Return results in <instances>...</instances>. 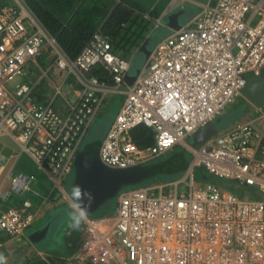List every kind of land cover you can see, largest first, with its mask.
I'll return each mask as SVG.
<instances>
[{
	"label": "built area",
	"instance_id": "built-area-1",
	"mask_svg": "<svg viewBox=\"0 0 264 264\" xmlns=\"http://www.w3.org/2000/svg\"><path fill=\"white\" fill-rule=\"evenodd\" d=\"M97 68L112 76L113 86L90 75ZM127 70L102 32L71 60L24 0H0V137L13 139L65 198L63 182L91 122L107 96L124 87ZM263 75L264 0H210L159 42L122 91L123 105L99 158L110 169L126 170L184 146L192 159L180 178L122 194L113 215L87 216L71 263L264 264V106L249 104L248 117L193 145L196 134L241 98L246 83ZM44 79L54 92L41 98ZM75 80L83 88L72 101L65 84ZM140 128L149 131L151 145L136 143ZM198 169L214 181L200 183ZM5 180L4 200L24 201L2 212L0 232L23 239L39 217L29 199L37 196L36 178L9 173Z\"/></svg>",
	"mask_w": 264,
	"mask_h": 264
},
{
	"label": "trees",
	"instance_id": "trees-1",
	"mask_svg": "<svg viewBox=\"0 0 264 264\" xmlns=\"http://www.w3.org/2000/svg\"><path fill=\"white\" fill-rule=\"evenodd\" d=\"M24 1L36 15V17L44 26V28L49 32V34L56 39L61 49L71 60H75L78 57V55L82 52V50L91 40L94 33H96L97 31H100L103 34L105 33L106 35H104L111 41L114 48L116 47L119 50H127L128 53H131L130 49L133 45L129 49H126V45L130 43L129 39L132 38L129 37V35H131V32L129 31V29H127V26L128 24H133L134 19L132 20V18L134 14L131 10L127 8L126 5L130 7L132 6L135 9L138 8L128 0H120V2H118V0ZM90 75L98 78L100 82L106 84H108L110 79L113 81L112 76L104 68H97L93 70ZM135 141L140 147H143L145 145H151V143L153 142L149 131L145 128L138 129L137 134H135ZM180 149V147H176L172 151L168 152L166 155H169L170 153L172 154L173 152L180 153ZM179 158L180 162H178L177 160L170 161L161 158L151 164H157L161 162L164 163L167 169V173L164 174V176L169 175L168 177L172 178L174 174H178L179 172L183 173L187 169L191 161L188 157L184 159L182 155H179ZM156 181H158V179L152 178L148 182L142 183L140 185ZM221 184L224 183L221 182ZM16 198L20 197L14 196L10 199L15 200ZM10 199L4 201L6 206L5 210L15 206L14 203H10ZM114 199L115 198H111L107 200L101 206V208L106 209V211H102L101 215L98 214V209L93 214L87 216L89 218H101L106 215H113L115 210L113 205ZM108 205L111 207V210L108 208ZM68 208L70 207L68 205H65L55 210V213L61 216L54 223H52L53 221L51 220V228L47 236L43 240L45 241L44 246L48 247L49 249L51 248V246L54 247L55 243H62L63 246L65 245V249L63 250L65 256H71L73 252L79 249V230L82 228V225L79 230H74L71 228L72 230L70 235H72V237L70 239H73V242H71V244L70 242H68L69 240L64 237L61 240L59 239V237L61 236V224L58 225L57 222L63 221L64 223H66L64 215L66 214V211H68ZM43 241H41L39 244L43 243Z\"/></svg>",
	"mask_w": 264,
	"mask_h": 264
},
{
	"label": "rangeland",
	"instance_id": "rangeland-1",
	"mask_svg": "<svg viewBox=\"0 0 264 264\" xmlns=\"http://www.w3.org/2000/svg\"><path fill=\"white\" fill-rule=\"evenodd\" d=\"M134 1V0H133ZM141 5L143 6V8L146 10L145 13H149L152 9L153 6L156 5L157 7L162 6L164 4L165 0H138ZM192 2V7L194 6L193 3H195L193 0H190ZM162 2V3H161ZM197 9H192V10H188L186 14H184L183 16L180 17L179 19V24L180 26H185V24L187 22H189V20H191L192 18H194L197 14ZM147 20V19H144ZM146 23V21H143ZM148 27V24H147ZM144 30H140V28H136L134 29V31L131 33L134 35V33L136 35H139L140 33L142 34ZM167 35V33L165 32V29L161 26V25H157L154 28V31L152 33V36L150 37L149 43H148V49H153L157 43L159 42L160 39H162L163 37H165ZM131 58V57H130ZM145 60H146V56L145 54H143L142 52L137 54L136 57L134 58V62L131 65L129 71H128V75L133 77L137 75L138 70H141L142 67L145 65ZM129 61V60H128ZM50 62H48L47 65H49ZM31 67H35L34 65H31ZM44 81H46V79H44ZM125 90L124 87L119 88L118 92L115 93H110L109 98H108V102L104 103L101 106V109L99 111V113L97 114V116L95 117V119L92 121L90 128L87 132V134L85 135V138L83 140V145H82V149H84V147L87 144L90 143H101L104 139H105V135L107 133V131L109 130L111 121L115 118V116L120 112L121 107L123 105V101H124V95L122 94V91ZM62 102V98H58L57 99V104H60ZM247 105H249L242 97L240 99H238L236 101V103L229 107L226 111V113L221 116L217 122H216V127L218 129V131L225 129L227 126L230 125V122L233 121H238L240 119H242L243 117H248L251 114V109H249V107H247ZM191 141V140H190ZM14 147H15V151H14ZM180 147V153L178 152H173L172 154L170 153L169 155H164L162 157H160L159 159L163 158V159H167V160H177L178 162H180V158L179 155H182L184 159H186L187 157L190 158V160L192 159V154L184 147V146H177ZM176 148V147H175ZM174 148V149H175ZM186 156V157H185ZM181 157V156H180ZM16 160V169L15 171L19 172H28L31 173L33 175H35L36 181L35 184L33 185V189L41 194L43 193H49V192H53V184H51L50 180L47 178V175L41 171L37 165L33 162L32 158L27 155L26 153L22 152L21 148H19L17 145H13L11 143V140H7L6 138H2L0 137V168H4V167H10L12 165V161ZM185 172V171H184ZM184 172H179L178 174H174L172 178L167 176H164V174H160L158 176L155 177V179H158V181H171L174 179H178L181 176H183ZM75 171L70 175H68L66 177V179L63 182V187L65 189V191L70 195L72 189L74 188V184H75ZM6 174V173H5ZM4 174V175H5ZM3 175V178H4ZM196 179L200 182V183H204L207 181H213V179H209L207 178V173L205 169H198L196 171ZM3 180V179H2ZM149 180L145 181L148 182ZM143 182V183H145ZM0 184H1V177H0ZM142 184V183H141ZM148 184H144V185H140V184H130L127 186H124L121 191L118 193V195L115 197L114 201V213L117 209L118 206V201H119V197L128 192L129 190L132 189H139L145 185H149ZM223 185V184H222ZM6 190H4V188L0 187V215L2 214V212L6 211L5 208V203H4V197H5V193L9 191V189L7 190L8 186L5 187ZM65 192V193H66ZM59 193L58 190H56V195ZM59 200V199H57ZM64 200V199H63ZM66 202V201H63ZM70 202V201H69ZM109 204V203H108ZM99 207L96 211L98 212L99 215H101L102 211H106L105 208H101ZM108 208L111 210V207L108 205ZM112 210V211H113ZM95 211V212H96ZM113 213V214H114ZM66 217H69L68 215ZM53 218L51 216V214H49V216L47 217V220ZM46 221L43 222H39L37 224H33L25 233V240H27L28 243H33L32 245H34L33 242V236L35 235V233L37 231L40 230V228L42 227L43 223H46ZM58 225H60V234L61 236L59 237V239H62L63 237H65L66 231L71 230L70 225V220L66 221V223H64L63 221L61 222H57ZM41 231V230H40ZM79 238L81 239L82 237V228L79 230ZM72 237V235H70L68 237V242H73V239H70ZM0 238H1V234H0ZM23 239H14L11 238L10 236L7 238H2L1 243L3 244H8V247L3 249V252L5 254H14V252L12 251L13 248H11V246H20L21 243H23ZM81 243V240H80ZM35 245H38V242L35 243ZM34 245V246H35ZM23 246V245H21ZM40 248V247H39ZM43 250L47 251V255H45L44 258L41 257H35L31 260H27L25 262V264H72L70 259H73L71 257H67L64 255V249H65V245L63 246L62 243H55L54 247L51 246V248L49 249L48 247L44 246V248H42ZM2 253L1 248H0V254ZM25 254V252L23 253ZM30 255V254H29ZM28 257V256H27ZM31 257V256H29ZM13 258H11L9 261V259H6V264H11V262L14 260H12ZM75 260V259H74ZM75 262V261H74Z\"/></svg>",
	"mask_w": 264,
	"mask_h": 264
},
{
	"label": "crops",
	"instance_id": "crops-1",
	"mask_svg": "<svg viewBox=\"0 0 264 264\" xmlns=\"http://www.w3.org/2000/svg\"><path fill=\"white\" fill-rule=\"evenodd\" d=\"M128 1L131 2L132 4H134L138 8L136 10H138L139 12H141V13H145L146 12V10L143 8V6L141 5V3L138 0H134V1L133 0H128ZM193 4H194V6L192 7V2L190 0H165L164 1V4L162 6H159V7H157L156 5L153 6V9L149 12V14L151 16V20H144L142 17L136 15L133 12V14H134V16L132 18V20L134 19L133 20V24L132 25L128 24L127 29H129V31L132 33L134 31V29L140 28V30H144L143 33L142 34L140 33L139 35H136L135 33L133 35V34L130 33L131 35H129V37H132V38L129 39V42L130 43H128L126 45V49H129L133 45L131 47V49H130V52L131 53H128L127 50H119L116 47L114 48L115 49V54L118 57H120L124 62H126L128 64V70L126 72V75L128 77H130L128 75V71H129V69L131 67L130 64H132L134 62V58L136 57V55L139 54V53H141V48L146 44V42L148 40H150V37L152 36V33L154 31V28L157 25H161L165 29V32L167 33V35L165 37H163L162 39L159 40V42H161L162 40H164L169 35H171V34H173L175 32V30H173L174 29L173 26H175V22L174 21L169 22V23H172L173 24V26H169L168 25V20L169 21H170V19L171 20H174L176 14H179L181 12H183V13L185 12V14H186L188 10H192V9H197L196 10L197 11V14L201 12V9H202V6L203 5L198 4L196 2L193 3ZM197 14H196V16H197ZM194 18H192L191 20H189V22H187V23H190ZM143 21H146V23L143 22ZM147 24H148V27H147ZM176 24H177V22H176ZM131 43H133V44H131ZM146 59H147V57H146ZM146 61L147 60H145V62ZM39 76H40V74L39 73H36L34 76H32V80H35ZM52 78L53 79H56V76H54ZM50 84L51 83H49L47 81L42 82L41 86H39V88L37 90V96H39L41 98L44 95H50V96H52L53 95V92H54V89L52 87V90H51V88H50L51 85ZM53 84L56 85V86H59L56 82L53 83ZM65 85L68 86L71 89L70 90V95H68V99L69 100H72V101L76 100L78 96L75 93L76 92H79L80 90H82L83 87L80 84H77L76 83V80L74 82H72L71 84L69 82H67ZM107 85L113 86V81L110 79ZM131 85L132 84H130V82L128 81V82H126V84H124V88H127V86H131ZM109 95L107 96V98L105 97L106 99L104 100L103 104L106 103V102H108ZM124 99H125V97H124ZM249 106L250 105H247V107H249ZM57 107L60 108L61 107V104H57ZM59 108H58V110H59ZM100 109H99V111H100ZM62 111H64V109ZM99 111H98V113H99ZM97 114L95 115V117L97 116ZM116 116H115V118H116ZM95 117L93 118V120L95 119ZM115 118L111 121V124H110L109 129L111 128L112 124L114 123ZM234 122H236V120L235 121L232 120V122H230V124L231 123H234ZM222 130H220V131H222ZM108 132H109V130L107 131V133L105 135V138H106ZM3 137L6 138L9 141L11 140V143L14 146L17 145V143L13 139L9 138L8 136H2V138ZM103 141L101 142V145H102ZM14 151H15V147H14ZM12 162L13 163H12V165L10 167H7V168L6 167H4V168L2 167V168H0V177H1L0 187L1 188H4V190H6V188H5L6 186H8L7 190L10 189L9 183L5 180L6 176L9 173H12L14 175L19 174V173L31 174V173H28V172H22V171L17 172V171H15V169H16V160H14ZM3 175H4V178H3ZM47 178L50 180L51 184H53V192L41 194V193H39V192H37V191L34 190V192L37 193V196H35L34 194H29V199L31 201H33L32 203L34 205V208H35V210H38V213H39L38 220L35 222V224H37L39 222L46 221L47 220V217L49 216V214H51V216L53 217V218L47 220L46 224L43 223L42 224V227L40 228V230H43L45 228V226L48 223L51 222V220L53 221L52 223H54V222H56L59 219V217L61 215L55 213V210L57 208L62 207V206H65V205H68V206L70 205V202H69L70 201L69 200V196L70 195L65 191L64 187H63V191L66 192V196H68V198H65L64 197V194H63L62 191L58 190V188L57 189L55 188L54 183L52 181V178H50L48 175H47ZM152 183L153 182H151L150 184H152ZM145 186H147V185H145ZM56 190L59 191V193L57 195H56ZM40 197H46V198H48L49 202L44 203L40 199ZM57 199H59V200H57ZM10 200H11V202L9 201L10 203H14V205H15L14 207H21L22 204H23V201H24L23 199H20V198H16L15 200H13V199H10ZM63 201H66V202H63ZM70 210H71V208H68V211H66V214L64 215L66 221H69L70 220L69 217H66L67 215L69 216V214L71 212ZM108 216H111V215H106L104 217H108ZM40 230L37 231V232H40ZM71 230L66 231V234H65V237L64 238L68 239V237L70 236ZM0 234H1L0 240H2V238L9 237V236H7L6 234H4L2 232H0ZM25 237L26 236H24L23 243H21V245H23V246H21V245L20 246L19 245L18 246H16V245L11 246V248H13L12 251L14 252V254H5L3 252V249L7 248L8 247V244H3L0 241V248H1V251H2V253L0 255H3L5 257V260L6 259H9V261H11L10 259L13 258L14 260L12 259L13 261L11 262V264H25V262L27 260H31V259H33L35 257L44 258L45 255H47L46 254L47 251H45V250L42 249V248H44V245H45V241H43L45 238L41 240V241H43V243H41V244H39L41 241H38V245H35V243H37V242H34L33 241L34 242V245H35L34 246V245H32L33 243L32 244L31 243H28L27 240H25ZM81 239H82V237H81ZM24 252H25V254H23ZM77 252H78V249L75 252H73L71 256H74ZM29 256H31V257H29ZM66 256L67 257H71L70 255H66Z\"/></svg>",
	"mask_w": 264,
	"mask_h": 264
},
{
	"label": "water",
	"instance_id": "water-1",
	"mask_svg": "<svg viewBox=\"0 0 264 264\" xmlns=\"http://www.w3.org/2000/svg\"><path fill=\"white\" fill-rule=\"evenodd\" d=\"M201 5H207L210 0H194ZM185 12L176 14L175 19L168 20V25L173 26V30L178 31L184 26H180L179 19ZM177 22V24H176ZM186 25V24H185ZM149 40L141 48V52L145 54L148 60L150 53L154 50L148 49ZM136 76H125V81L133 84L137 79ZM241 97L250 105L256 107L264 106V76L250 79L241 91ZM218 133L216 125H209L202 129L193 138V145L204 142L210 136ZM101 143H90L82 149L75 161V184L74 188L79 187L81 190L91 194V200L85 203L87 215L93 214L107 200L115 198L124 186L130 184H141L147 180L155 178L160 174H166L167 169L164 163L150 164L146 166H137L126 170L110 169L102 164L99 158V150ZM51 228V222L48 223L43 230L36 232L33 241L38 242L44 239Z\"/></svg>",
	"mask_w": 264,
	"mask_h": 264
},
{
	"label": "clouds",
	"instance_id": "clouds-1",
	"mask_svg": "<svg viewBox=\"0 0 264 264\" xmlns=\"http://www.w3.org/2000/svg\"><path fill=\"white\" fill-rule=\"evenodd\" d=\"M141 17V16H140ZM91 194L81 190L79 187L73 188L69 196L71 212L69 219L70 227L79 230L83 222L87 221V210L85 203L91 200ZM0 264H6L5 257L0 255Z\"/></svg>",
	"mask_w": 264,
	"mask_h": 264
}]
</instances>
